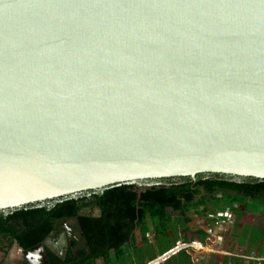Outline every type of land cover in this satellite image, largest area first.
I'll return each instance as SVG.
<instances>
[{
  "label": "water",
  "instance_id": "water-1",
  "mask_svg": "<svg viewBox=\"0 0 264 264\" xmlns=\"http://www.w3.org/2000/svg\"><path fill=\"white\" fill-rule=\"evenodd\" d=\"M200 172L264 179V0H0V210Z\"/></svg>",
  "mask_w": 264,
  "mask_h": 264
},
{
  "label": "trees",
  "instance_id": "trees-1",
  "mask_svg": "<svg viewBox=\"0 0 264 264\" xmlns=\"http://www.w3.org/2000/svg\"><path fill=\"white\" fill-rule=\"evenodd\" d=\"M190 186L192 185L189 183H160L142 186L139 192V187L135 184H120L98 191L92 194L90 199L84 196H66L49 205L28 204L15 208L6 215L0 211V233L9 236L10 241L16 240L21 248L26 249L40 243L59 219L76 217L80 228V238L86 246L80 247L77 255L67 254L64 258L48 253L45 255L46 264H90V261L96 259L106 262L111 257L110 248L114 247L116 252H119L128 241L138 216L139 221L149 218L156 221V224H166L164 221L180 222L182 220L180 215L172 216L160 206L168 204L172 208H178L180 214L183 213L179 207L181 203L179 197L183 190H188ZM194 186L195 192H199V188L211 194L221 191L223 193L221 198L217 199L210 194L207 200L213 205L230 207L236 217L241 216L240 205L248 199H251L254 205L264 202V198L259 201L258 197H255V194L264 192L262 191L264 181H255L254 184H250L208 178ZM235 202L238 205L235 206ZM189 203L190 200L187 199L186 204ZM88 206L99 207L101 214L97 217L81 214ZM11 221H17V224L13 226ZM201 235L204 237L205 233ZM86 248L91 250L89 255L86 253ZM215 257L217 256L212 255L202 264H216ZM19 264L27 263L24 261ZM187 264H193V262L189 259ZM223 264H242V260L234 258L232 261H224ZM250 264H256V262L253 260Z\"/></svg>",
  "mask_w": 264,
  "mask_h": 264
},
{
  "label": "flooded vegetation",
  "instance_id": "flooded-vegetation-1",
  "mask_svg": "<svg viewBox=\"0 0 264 264\" xmlns=\"http://www.w3.org/2000/svg\"><path fill=\"white\" fill-rule=\"evenodd\" d=\"M208 178H219V179H227L229 181H235V182H245L254 184L255 181H264V179L250 177V176H238V175H230V174H223V173H213V172H200L196 173L194 175H172V176H165V177H154V178H144V179H138L132 184H135L138 188V191L140 192L142 186H150L153 184H160V183H189L190 188L188 190H183L181 196L179 197L181 203L179 207L182 209V212L180 214L178 208H172L170 205H159L164 210L168 211V213L172 214V216H181L182 220L180 222L175 221L174 223H168L164 221L166 224H156V221H153L149 218L139 221L138 219L135 221V226L130 232V238L125 243L126 245H131L130 248L122 247V249L119 252H116L115 248H110V254L111 255H136V254H142V255H155L156 253H159L158 255H162L164 253L169 252L170 249L174 248L177 245H181L183 243H191L193 241L198 242L202 244L204 247L203 249H209L208 248V241L211 240H222L224 241L223 237L224 232L226 233L227 227L222 228L220 217L228 218L229 221L232 222L231 233L235 232L234 228L237 226H246L237 224V219H240L244 208L252 209L255 211L257 208L264 205L262 202L256 203L254 206H248L245 202L244 204L240 205L241 210V216L236 217V215L232 212L231 208L228 206L221 207L219 205H213L207 200V197L210 196L211 193H209L207 190H204L203 188H199V192H195V184L200 182L201 180H205ZM103 189H94V190H84L79 191L77 193L72 194L74 197H86L87 199L92 198V194L97 193L98 191L101 192ZM264 191V190H262ZM215 198L219 199L223 196V193L221 191H216L213 194ZM255 197H258L259 201L261 198H264V192H260L255 194ZM187 199L190 200V203L187 205ZM57 198L53 199H47L41 202V204H51L56 201ZM36 203H32L29 205H34ZM28 205V204H27ZM234 205H238L237 202L234 203ZM24 206V205H23ZM15 209V208H14ZM14 209H5L0 210L4 215H6L9 211ZM162 209V210H163ZM207 213L209 215H207ZM260 215L262 216V213L259 211ZM81 214L97 217L101 214V210L97 206H88L86 207ZM195 217H204L206 215V219L203 220L201 225L195 226V225H189L188 221H190L191 216ZM12 225L15 226L17 224V221H11ZM231 223V222H230ZM228 223V224H230ZM214 224H218V227L214 229ZM227 224V225H228ZM160 226H164L165 228H175L176 226H183L184 230L187 231V238H190L192 236L198 237L197 239L191 238L189 241L179 242V240H176L173 245H168L165 247H156L154 243L157 237L160 236L158 229ZM212 226V228H211ZM146 229V231H145ZM224 230V232H222ZM80 228L77 222L76 217H67V218H61L58 221L55 222L52 230L48 234H53L52 238H48L45 243H43V240L47 238L44 237L40 243L41 244V255H48V253L52 255H58V256H65L67 254L77 255L78 250L82 246H86V244L83 242V240L80 238L79 234ZM144 233V238L142 240L138 239L137 233ZM145 231V232H144ZM205 233L204 237L201 234ZM247 233H237L235 232V235H238V237H244ZM149 237V239H148ZM151 237V238H150ZM250 237V235H249ZM15 240L10 241V237L7 235H3L0 233V253L2 255H7L8 249L12 247ZM225 242V241H224ZM35 245V244H34ZM33 246V245H32ZM31 247V246H30ZM171 247V248H169ZM17 249V247H16ZM19 250V249H17ZM183 250V249H181ZM181 250L175 252L174 254L180 252ZM21 251V250H20ZM201 251V250H200ZM200 251H190L191 255L193 253L200 255ZM210 252V251H208ZM214 253H217L215 255L224 254V255H245V254H238V253H231L230 251H211ZM86 253L89 255L91 253V250L86 248ZM255 254V253H254ZM21 255H24L21 251ZM30 255V254H29ZM172 255V254H171ZM260 255V254H255ZM3 259L5 260V256H3ZM24 261L26 262L25 257L23 256ZM27 263V262H26ZM5 264V263H2Z\"/></svg>",
  "mask_w": 264,
  "mask_h": 264
},
{
  "label": "rangeland",
  "instance_id": "rangeland-1",
  "mask_svg": "<svg viewBox=\"0 0 264 264\" xmlns=\"http://www.w3.org/2000/svg\"><path fill=\"white\" fill-rule=\"evenodd\" d=\"M246 203L248 206H254L251 199H248ZM262 203L264 202L262 201ZM259 211L262 213V216L260 215ZM207 215L209 214L207 213ZM205 219L206 215L204 217H195L193 215L190 217V221H188V224L192 226H198L201 225L203 220ZM219 220L221 222L222 228L227 227L226 233L224 232V230L222 231L225 235L223 237L225 242L222 240H218L217 242L216 240H211L207 243L209 249H202L199 252L200 255H197L195 253L191 255L183 249L180 252L169 255L154 264H187L189 259L193 262V264H202L212 255L217 254L211 251H230L231 253L251 256H264V205L257 208L255 211H253L252 209L244 208L241 218H236L237 224L246 225L237 226L234 228L235 232L237 233H247L246 235H244V237L240 238L238 237V235H235V232L231 233L230 230L231 228L233 229L232 222L234 221V219H232L233 221L228 222V218H224L221 216ZM214 226V229H216V227H218V224H214ZM158 231L160 236L157 237V239L155 240L156 243H154L157 248L173 245L176 240H179V242H184L191 240V238H198L196 236L187 238V231L184 230L183 226H176L175 228L173 227L168 229L164 226H160ZM249 235L251 239L249 238ZM137 237L138 239L142 240V238H144L143 231L142 233H137ZM123 247H125L126 250V248H130L131 245L125 244ZM17 249L16 246L13 245L8 249L7 255H2V253H0V264H19L24 262L21 251ZM254 253L260 255H255ZM158 254L159 253H156L155 255H120L119 257H117L116 255H111L109 261L105 262L102 259H96L90 261V264H151V262L156 258L160 259L162 257V255ZM3 256H5V260L3 259ZM216 256V264H223L224 261H232V259L234 258L245 261V259L241 255H224L218 253V255Z\"/></svg>",
  "mask_w": 264,
  "mask_h": 264
},
{
  "label": "built area",
  "instance_id": "built-area-1",
  "mask_svg": "<svg viewBox=\"0 0 264 264\" xmlns=\"http://www.w3.org/2000/svg\"><path fill=\"white\" fill-rule=\"evenodd\" d=\"M203 248H206V247H204L202 244L195 242V241H193L191 243H183L181 245H177L174 248L170 249L169 252H167L168 254L167 253L162 254V258L163 257L165 258L171 254H174L175 252H177L181 249H184V250L190 252V251H200ZM250 258L252 260H254L256 262V264H264V256H251L250 255Z\"/></svg>",
  "mask_w": 264,
  "mask_h": 264
},
{
  "label": "crops",
  "instance_id": "crops-1",
  "mask_svg": "<svg viewBox=\"0 0 264 264\" xmlns=\"http://www.w3.org/2000/svg\"><path fill=\"white\" fill-rule=\"evenodd\" d=\"M245 261H242V264H250L251 261H253L251 258H250V255H241ZM154 261H152L151 263H153Z\"/></svg>",
  "mask_w": 264,
  "mask_h": 264
},
{
  "label": "bare ground",
  "instance_id": "bare-ground-1",
  "mask_svg": "<svg viewBox=\"0 0 264 264\" xmlns=\"http://www.w3.org/2000/svg\"><path fill=\"white\" fill-rule=\"evenodd\" d=\"M167 254H168V253H167ZM167 254H166V255H167ZM163 258H164V257H163ZM163 258H162V257H161L160 259H159V258H156L155 260H153V261H154L153 264L156 263V262H158L159 260H161V259H163Z\"/></svg>",
  "mask_w": 264,
  "mask_h": 264
}]
</instances>
